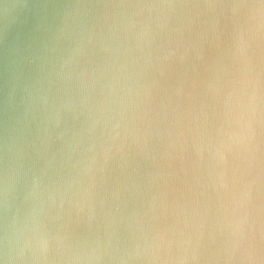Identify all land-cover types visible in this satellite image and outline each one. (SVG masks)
I'll return each instance as SVG.
<instances>
[{"label": "clouds", "instance_id": "1", "mask_svg": "<svg viewBox=\"0 0 264 264\" xmlns=\"http://www.w3.org/2000/svg\"><path fill=\"white\" fill-rule=\"evenodd\" d=\"M0 264H264V0H0Z\"/></svg>", "mask_w": 264, "mask_h": 264}]
</instances>
